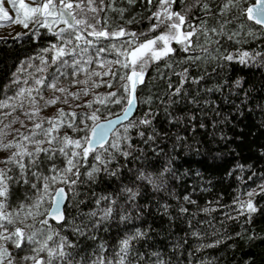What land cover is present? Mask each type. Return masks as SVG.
Returning <instances> with one entry per match:
<instances>
[{
  "label": "snow or ice",
  "instance_id": "obj_1",
  "mask_svg": "<svg viewBox=\"0 0 264 264\" xmlns=\"http://www.w3.org/2000/svg\"><path fill=\"white\" fill-rule=\"evenodd\" d=\"M4 22L27 30L14 40L47 37V46L0 83V264H171L161 252L143 250L151 247L154 229L134 221L151 214L149 202H138L141 187L165 191L176 171L170 161L158 175L140 169L128 177L130 187L123 184L122 169L144 157L143 146L157 152L152 146L161 136V109L174 124L179 119L171 105L210 103L189 92L208 77L206 69L192 76L193 66L216 61V75L217 68L234 64L264 68V49L235 47L250 39L264 43V0H0V27ZM142 24L147 28L131 27ZM233 84L244 91L239 79ZM225 87L231 89L225 81L206 94ZM74 101L79 103L73 107ZM58 103L69 110L42 115ZM250 168L237 164L228 172L238 188L230 205L215 202L228 209L223 219H208L218 208L204 207L198 210L205 218L197 220L185 206L197 202L190 195L183 203L176 198L174 211L187 218L189 231L174 249L189 237L200 241L196 252L218 247L227 221L255 241L254 229L246 226L261 211L256 197L264 198V171L245 177ZM113 183L122 186L108 192ZM101 186L105 190L98 193ZM171 207L158 209L169 222L175 219ZM114 219L124 230L109 245L100 234ZM210 237L217 238L204 242Z\"/></svg>",
  "mask_w": 264,
  "mask_h": 264
},
{
  "label": "trees",
  "instance_id": "obj_2",
  "mask_svg": "<svg viewBox=\"0 0 264 264\" xmlns=\"http://www.w3.org/2000/svg\"><path fill=\"white\" fill-rule=\"evenodd\" d=\"M254 1L248 0V3L252 4ZM131 27L147 28V24ZM43 31L41 29V32ZM45 46H47V37L30 39L24 36L18 41L13 38H1L0 83H6L11 72L15 71L21 61L35 55L38 49ZM235 47L259 51L264 49V43L250 39L247 43ZM229 51H234V48H229ZM215 63L216 61H205L199 67L193 66L190 69L192 76L207 70L208 77L205 81L199 86L192 85L189 92L204 97L210 103L204 105L201 101V104H188L181 101L171 105L169 111L179 119V123L174 124L167 122L168 118L161 109V114L156 121L161 136L152 146L157 149V152L154 153L149 146H143L144 157L140 160H130L122 169L123 184L131 187L132 183L128 177L140 169L158 175L169 161L177 174L176 178L167 177L165 191L153 193L150 187L140 189L142 196L138 197V202L140 204L149 202L148 211L151 214L146 215L142 221L138 220L134 223L141 228L151 225L154 229L149 232L152 237L149 241L151 247L146 245L144 251H159L166 260L171 258V264H202V262L203 264H209V262L210 264H245V261L249 264H264V240L261 239L264 237V198L262 197H256L262 206L261 211L255 214L252 224L246 226L250 231L254 229L255 241L247 238L241 225L227 221L225 229L220 233L223 243L214 249L206 248L196 252L195 247L200 241L194 237H189V243L178 250L172 247L181 240L185 231H189L187 218L174 211L178 203L177 197H179V203H183L184 195H190L197 202L196 205H185L196 214L197 220L205 218V214L198 210L204 207L218 208L217 212H212L207 217L208 219H223L221 213L228 209L219 208L215 202L219 200V205H230L238 188L235 175L229 176L228 172L237 164L251 165L250 169L244 171L245 177L253 171L257 173L264 171V111L261 110L264 108V68L259 65L244 67L234 64L227 68H217L219 75H216L212 72V65ZM151 74L152 69H149V75ZM238 79L244 91L234 86L233 82ZM225 81L231 85V89L225 87L220 92L206 94L208 88L215 89L218 83L224 84ZM197 87L200 88L198 93ZM245 91L249 93L247 97L244 95ZM71 103L74 107L79 101ZM60 107L66 111L69 110L68 105L58 103L43 113L55 114ZM76 111H83V109H76ZM191 116H195L196 119L190 120ZM201 123L205 127L201 128L199 126ZM164 133L167 135H163ZM177 136L182 139L178 140ZM222 136L224 139H221ZM160 149L163 151H159ZM129 169L132 171L129 172ZM120 186L122 185L119 183H113L106 190L113 192ZM239 187L243 188L242 185ZM205 188L206 191L202 190ZM104 190L101 186L97 192ZM144 193L146 195H143ZM208 202L213 203L209 205ZM164 203L172 206L169 211L175 219L171 222L167 216H161L158 211L160 205ZM110 223L109 231L100 235L104 236L109 245H115L118 235L123 234L124 225L118 228V219ZM236 232H239L242 238L235 237ZM228 234H233L232 240L227 238ZM216 238L210 237L204 242H210ZM190 252L193 254L189 255Z\"/></svg>",
  "mask_w": 264,
  "mask_h": 264
},
{
  "label": "rangeland",
  "instance_id": "obj_3",
  "mask_svg": "<svg viewBox=\"0 0 264 264\" xmlns=\"http://www.w3.org/2000/svg\"><path fill=\"white\" fill-rule=\"evenodd\" d=\"M5 7H7V5H5ZM13 14L10 10V15ZM6 24V26L4 27H0V39L1 38H14L16 36L17 33H24L27 30L23 29L22 26L20 25H16V24H11L8 22H4ZM53 113V112H52ZM49 113L48 115L46 113H43V116H52L53 114ZM19 125H17L18 127Z\"/></svg>",
  "mask_w": 264,
  "mask_h": 264
},
{
  "label": "water",
  "instance_id": "obj_4",
  "mask_svg": "<svg viewBox=\"0 0 264 264\" xmlns=\"http://www.w3.org/2000/svg\"><path fill=\"white\" fill-rule=\"evenodd\" d=\"M255 2V1H254Z\"/></svg>",
  "mask_w": 264,
  "mask_h": 264
}]
</instances>
